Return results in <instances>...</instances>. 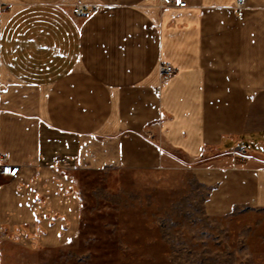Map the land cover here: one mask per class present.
<instances>
[{"label": "crops", "instance_id": "1", "mask_svg": "<svg viewBox=\"0 0 264 264\" xmlns=\"http://www.w3.org/2000/svg\"><path fill=\"white\" fill-rule=\"evenodd\" d=\"M76 1L0 0V166H20L0 173V241L67 243L76 169L174 154L205 160L207 214L264 206V0H84L88 19Z\"/></svg>", "mask_w": 264, "mask_h": 264}, {"label": "rangeland", "instance_id": "2", "mask_svg": "<svg viewBox=\"0 0 264 264\" xmlns=\"http://www.w3.org/2000/svg\"><path fill=\"white\" fill-rule=\"evenodd\" d=\"M172 156L154 168L76 169L75 235L57 247L1 239L0 264H264V206L207 214L205 160Z\"/></svg>", "mask_w": 264, "mask_h": 264}, {"label": "built area", "instance_id": "3", "mask_svg": "<svg viewBox=\"0 0 264 264\" xmlns=\"http://www.w3.org/2000/svg\"><path fill=\"white\" fill-rule=\"evenodd\" d=\"M247 0H237L236 6L239 11H242L246 4ZM164 6H175V7H185L187 6V2L184 0H163ZM99 10V7L97 5H89L84 0H77L73 7H72V13L76 17L80 18H90L92 17L97 11ZM176 68L169 62H162L160 64V72L162 79L168 80L170 77L174 76L176 73ZM236 154L238 156H246V153L243 148L238 147L236 149ZM20 166L18 165H12L9 163H3L0 166V173L3 175H8L10 177H13L17 174L19 171Z\"/></svg>", "mask_w": 264, "mask_h": 264}]
</instances>
